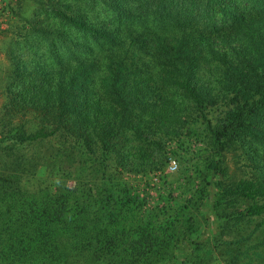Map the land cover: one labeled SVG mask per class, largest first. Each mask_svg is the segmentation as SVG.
Masks as SVG:
<instances>
[{
	"label": "trees",
	"instance_id": "16d2710c",
	"mask_svg": "<svg viewBox=\"0 0 264 264\" xmlns=\"http://www.w3.org/2000/svg\"><path fill=\"white\" fill-rule=\"evenodd\" d=\"M1 1L0 264H264V0Z\"/></svg>",
	"mask_w": 264,
	"mask_h": 264
},
{
	"label": "rangeland",
	"instance_id": "374dc122",
	"mask_svg": "<svg viewBox=\"0 0 264 264\" xmlns=\"http://www.w3.org/2000/svg\"><path fill=\"white\" fill-rule=\"evenodd\" d=\"M26 0H22L24 2ZM3 2L0 0V106L4 100V95L2 92L1 88V81L5 77L6 70L9 67V61L6 56V50H7V43L10 41V38L12 37L11 31L6 29V20H7V13L6 10L3 8ZM23 118V120H27V118H30L29 116L22 115L19 117V119ZM185 131V129L183 130ZM226 160L229 166V171L231 175L239 176L241 173L240 167L238 164L234 161V153L228 152L226 154ZM175 164V167L172 168V165ZM179 169V163L174 157H170L168 160V163L165 165H161L158 169L154 170L153 172L150 173L151 175V180L150 184L154 187L156 186L155 184L157 183L159 185V182L161 180V176L166 173L167 178L169 181H174L177 179V171ZM75 182V180L70 179L69 182ZM156 190H152L151 194L153 196H156ZM230 256V255H229ZM230 258V257H229ZM240 263L239 264H249V259L247 256L245 257L244 255L240 258ZM218 264V263H216Z\"/></svg>",
	"mask_w": 264,
	"mask_h": 264
},
{
	"label": "built area",
	"instance_id": "2783aa9c",
	"mask_svg": "<svg viewBox=\"0 0 264 264\" xmlns=\"http://www.w3.org/2000/svg\"><path fill=\"white\" fill-rule=\"evenodd\" d=\"M173 167H175V164H174V165H172V168H173Z\"/></svg>",
	"mask_w": 264,
	"mask_h": 264
}]
</instances>
